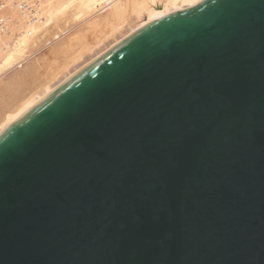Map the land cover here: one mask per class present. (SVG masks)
<instances>
[{
  "label": "water",
  "instance_id": "95a60500",
  "mask_svg": "<svg viewBox=\"0 0 264 264\" xmlns=\"http://www.w3.org/2000/svg\"><path fill=\"white\" fill-rule=\"evenodd\" d=\"M0 264H264V0L151 22L1 135Z\"/></svg>",
  "mask_w": 264,
  "mask_h": 264
},
{
  "label": "bare ground",
  "instance_id": "6f19581e",
  "mask_svg": "<svg viewBox=\"0 0 264 264\" xmlns=\"http://www.w3.org/2000/svg\"><path fill=\"white\" fill-rule=\"evenodd\" d=\"M202 1L0 0V136L136 31Z\"/></svg>",
  "mask_w": 264,
  "mask_h": 264
},
{
  "label": "rangeland",
  "instance_id": "374dc122",
  "mask_svg": "<svg viewBox=\"0 0 264 264\" xmlns=\"http://www.w3.org/2000/svg\"><path fill=\"white\" fill-rule=\"evenodd\" d=\"M81 29V26L75 28V30H79ZM103 30V29H102ZM81 31V30H80ZM105 31V32H104ZM104 31L101 32L102 35H99V31L98 32H95V33H88L86 36H85V42L87 44H91V45H94L98 40L102 39L104 34L107 32V29H104ZM97 33V34H96ZM99 36V37H98ZM98 38V39H97ZM95 40V41H94ZM90 42V43H89Z\"/></svg>",
  "mask_w": 264,
  "mask_h": 264
},
{
  "label": "built area",
  "instance_id": "2783aa9c",
  "mask_svg": "<svg viewBox=\"0 0 264 264\" xmlns=\"http://www.w3.org/2000/svg\"><path fill=\"white\" fill-rule=\"evenodd\" d=\"M31 10H33V9H31Z\"/></svg>",
  "mask_w": 264,
  "mask_h": 264
}]
</instances>
